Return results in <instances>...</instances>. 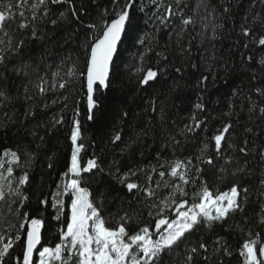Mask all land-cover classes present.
I'll return each instance as SVG.
<instances>
[{
  "label": "snow or ice",
  "instance_id": "snow-or-ice-1",
  "mask_svg": "<svg viewBox=\"0 0 264 264\" xmlns=\"http://www.w3.org/2000/svg\"><path fill=\"white\" fill-rule=\"evenodd\" d=\"M151 2L155 6L152 14L154 32L148 37L140 34L141 29L136 24L137 11H144L142 4L138 7L139 0H110L109 5L103 8L96 4L99 8L96 18L86 23L81 21V15H88V5H77L74 0H0V108L20 99L19 95L13 97L10 92V86L15 82L12 78L15 77L21 80L23 99L27 102V110L22 114L24 121L34 118L38 107L43 110L49 108L50 105L45 102L49 93H60L51 103L54 105L62 100L64 107L47 123L37 125V128L45 130L46 135L65 124L63 113L69 107L68 95L61 90L83 91L87 119L93 121L102 108L103 94L111 91L117 79L122 65L120 47L125 41L133 46H144L131 71L137 87L146 91L153 84L160 83L167 66L145 69V56L154 51L153 44L158 42L160 28L168 27L177 16L180 19L175 27V45L184 62L174 71L182 74L185 64L200 71L195 87L201 92L206 91L208 82H214L216 67L222 62L227 72L228 62L217 57L213 51L211 55L204 56L207 62L201 71L200 66L192 62L193 42H196V51L202 56L209 48H215L219 30L224 27L222 23H216L217 12L221 17L228 15L230 0H222L219 8L211 0H196L191 14L185 11L189 0H175V5L164 3V0ZM92 3L95 4V0ZM259 3L264 5V0H259ZM63 4L68 5L71 18L77 23H84L87 29L82 44L83 64L79 58L73 60L70 56L61 59L59 64L49 63L51 53L46 46L30 49L29 42L42 39L40 26L48 21L49 5ZM254 7V4L250 5L240 26V35L246 41L242 45L244 49H248L249 44L264 49V9L255 12ZM59 15L64 18L66 14L61 12ZM51 23L55 26L57 22L53 20ZM257 26L260 32H257ZM157 56L168 61L164 52H158ZM242 59L251 62L253 56L246 55ZM256 63L260 75L258 77L254 73L252 77L259 79V83L252 90L257 99L247 97L249 119L257 112L264 117V55H260ZM178 86L173 85V90ZM238 94V90L231 92L233 97ZM146 99L148 110L156 112L154 96ZM164 108L162 102L159 106L161 121L164 120ZM195 108L206 112L203 103L195 104ZM234 108L235 105L229 104L225 115L231 117ZM72 111L68 136L71 143L70 167L64 173L65 179L56 185L51 200L41 193L36 196L33 206L26 190L31 184L30 171L37 154L32 150L31 143L27 147L17 145L0 150V203L3 205L0 207V264H71L73 260L76 264H226V261L231 264L230 258L234 255L232 247L216 232L217 226L223 228L225 225L228 229L238 230L244 237L236 253L241 264H264V146H250L247 138L237 142L233 138L234 125L229 120L199 146L194 157L179 158L173 151L170 159H162L158 154L157 164L148 165L147 170L130 167L121 172L118 162L105 166L95 154L87 159L86 164L81 163L80 154L85 144L78 118L79 107ZM3 115L7 123L0 122V130L17 123L14 114L10 116L4 112ZM121 115L127 117L128 114L123 112ZM206 123V119L198 120L193 115L180 134L185 139L195 137ZM25 130L33 141L39 140L35 144L38 150L44 143V136H40L36 128L29 130L27 125ZM245 132L253 133V129L247 127ZM120 140V133L112 137L113 143ZM171 145L175 149L181 146V141L172 137ZM51 159L48 157L49 169L53 168ZM200 165L207 166L219 182L230 178L227 190L217 189L214 192L210 189L208 182L201 178L204 168ZM157 168L161 170L157 172ZM142 172L147 176L143 187L132 180ZM153 176L158 179L153 180ZM166 176L169 179L166 180ZM252 177L258 181L254 186L259 211L250 216L246 208L252 192L246 181ZM103 178L134 197L136 203L143 205V211L136 210L130 214L124 210L123 197L117 193L111 198L117 201L114 204L117 213L115 216L109 214L106 219L102 211L104 197L108 193L99 192L100 199H97L91 191V184ZM190 185L197 190L186 199ZM163 189H168L167 194L158 197L157 192ZM69 193L72 197L71 215L58 227L59 242L54 246H44L42 230L45 219L42 213L51 206L56 209L53 219L60 222L64 207L60 197ZM145 215L148 219L141 223ZM237 216L240 221L234 223ZM131 223H136L138 229L130 232L128 225ZM206 232L214 237L211 241L204 238Z\"/></svg>",
  "mask_w": 264,
  "mask_h": 264
},
{
  "label": "trees",
  "instance_id": "trees-1",
  "mask_svg": "<svg viewBox=\"0 0 264 264\" xmlns=\"http://www.w3.org/2000/svg\"><path fill=\"white\" fill-rule=\"evenodd\" d=\"M77 5L84 3L88 5V15H81V21L86 23L96 18L99 8L109 5L110 0H74ZM212 4L220 7L222 0H211ZM164 3L175 5V0H164ZM196 0H189V7L186 9L187 14H191L192 8L195 6ZM144 6V11H137L136 24L141 29L142 36L151 37L154 32V20L152 14L155 11V6L151 0H139V5ZM254 4V11L261 12L264 5L259 3V0H230L231 11L228 15L221 17L217 12L216 23H222L223 29L219 30V38L214 42L215 48H209L207 52L201 55L196 51V42H193V60L200 66V70H204V56H209L215 51L217 57H221L223 61H227L228 71L225 72L224 64L221 62L215 69L214 82L210 80L206 91L201 92L195 87V82L200 76V71L188 68L185 64V70L182 74H177L174 71L175 67L181 66L184 58L179 55L175 45V27L179 24V17H175L172 24L166 28H160L158 33V42H154V51L149 52L145 56V69L149 67L167 66V72L161 79L160 83L153 84L146 91L137 87L135 76L131 74L132 66L137 63L138 57L144 51V46L125 41L120 47L122 65L117 75V79L112 86L111 91L103 94V105L93 121L87 119V107L85 93L83 91H63L64 95H68V109L64 111L65 117L64 126H58L51 134H45L43 128H37V125L47 123L51 117L60 112L64 107V102L61 100L57 104H52V99L60 96V93H49L45 97V102L50 106L43 110L39 107L36 109L34 118L27 121L23 120L22 114L27 110V102L23 99V89L21 80L13 77L15 81L10 86V92L13 97L19 95L20 99L15 100L10 105H5L0 108V122L7 123V118L3 115L8 112L10 116L14 114V119L17 123L9 124L6 130H0V150L6 147L15 148L17 145L27 147L32 144V150L36 151V159L30 171L31 184L26 189L30 195L33 206L35 205L36 196L43 194L51 200V195L56 192V185L64 179V173L70 167L71 162V143L68 139L70 130V121L73 117L72 109L79 107L81 121L84 150L80 154L81 163L86 164L88 158L93 154L100 158L105 166L111 165L113 161L118 162L121 172H126L130 167L145 168L152 164H157V155L162 159H170L175 152V156L184 158L195 156L198 154L199 146L203 142L215 134L216 130L223 123L231 121L234 125L233 138L239 142L247 138L250 146L259 148L264 146V117H260L259 113L252 115L249 119V101L248 96L253 100L257 97L253 94V89L259 83V79H253V74L259 77L260 70L256 60L260 55H264V49L256 48L249 44L248 49L242 47L246 41L240 35V26L244 22L243 17L250 10V5ZM50 11L47 23L40 26V41L29 42L30 49H39L41 46H46L51 53L49 63L59 64L61 59L72 57L73 60L79 58V62L83 64L84 50L82 47L85 40L87 29L84 23H77L71 18L68 11V5H49ZM64 12V18L60 17V13ZM57 23L54 26L51 21ZM199 30V29H198ZM261 29L257 26V32ZM90 35V33H89ZM171 37V40L169 39ZM166 45L168 47H166ZM29 49V50H30ZM158 52H164L168 56V61H163ZM246 55H252L253 60L246 62L242 58ZM120 63V62H118ZM126 65V66H125ZM207 74V72H205ZM183 77L182 79L180 77ZM173 85H179L173 90ZM238 90L239 94L235 97L231 96V92ZM157 102V111L148 110V101L146 97H153ZM163 102L164 120L161 121L159 106ZM203 103L206 112H201L195 108V104ZM229 104L235 105L234 114L231 117L225 115L229 111ZM127 112V117H123L121 113ZM196 119H206V125L202 126L203 130L198 131L195 137L189 136L185 139L181 134V129L186 123L191 121L192 116ZM25 125L29 130L36 128L40 136H44L43 145L36 150L35 144L39 140L33 141V138L25 130ZM250 127L253 133H246L245 128ZM5 131L7 135H5ZM121 134V140L113 143L112 137L116 134ZM175 137L181 141V146L173 149L171 138ZM165 144L168 146L165 147ZM48 157H52L51 162L53 168H47L49 163ZM23 159V156H22ZM255 163V161H253ZM204 168L201 178L208 182V187L214 192L227 190L229 179L223 182L217 181L216 177L211 174L210 169L205 165H200ZM161 169L157 168V172ZM19 174V169L16 170ZM157 176H153V180H157ZM165 179H169L167 176ZM134 182L139 183L142 187L147 182V176L142 172L137 176L132 177ZM258 183L256 177H252L246 181V185L250 187L252 195L250 203L246 208L248 215H253L259 211V201L256 195V185ZM199 181H197V187ZM197 188L191 185L187 188L189 199L191 194ZM63 191V189H61ZM93 196L100 199L99 192H107L104 197L105 203L102 215L106 219L109 214L115 216L117 208L111 198L119 193L123 197V209L130 214H134L136 210L143 211V205L136 203L134 197L130 196L119 185H115L107 178L101 179L98 183L91 184ZM168 189H163L157 192L158 197H163L167 194ZM63 201V214L61 221L57 222L53 219L56 209L49 206L42 213L45 219V227L42 230V245L54 246L59 242L58 227L62 223L67 222L71 215V195L65 194L60 197ZM131 205V207H130ZM0 207H3L0 203ZM148 218L143 216L141 223H144ZM240 217L237 216L234 223H239ZM129 231L138 229L136 223L128 225ZM259 230V229H257ZM216 232L224 237L231 245L234 255L230 258L231 264H241V259L238 253L239 246L242 244L244 237L238 230L228 229L225 225L223 228L217 226ZM264 236V233H262ZM204 238L211 241L214 237L211 233H204ZM19 254V250H17ZM175 258V257H173ZM227 264V261H226Z\"/></svg>",
  "mask_w": 264,
  "mask_h": 264
},
{
  "label": "rangeland",
  "instance_id": "rangeland-1",
  "mask_svg": "<svg viewBox=\"0 0 264 264\" xmlns=\"http://www.w3.org/2000/svg\"><path fill=\"white\" fill-rule=\"evenodd\" d=\"M5 167H7V165H5ZM69 179L71 178L70 176L68 177ZM64 179H65V177H64ZM70 194V193H69ZM71 195V194H70ZM70 210H71V207H70ZM71 264H76V261L75 260H73L72 262H71Z\"/></svg>",
  "mask_w": 264,
  "mask_h": 264
}]
</instances>
